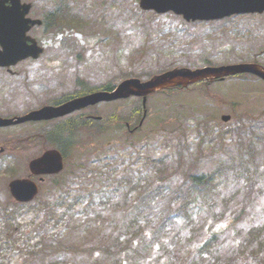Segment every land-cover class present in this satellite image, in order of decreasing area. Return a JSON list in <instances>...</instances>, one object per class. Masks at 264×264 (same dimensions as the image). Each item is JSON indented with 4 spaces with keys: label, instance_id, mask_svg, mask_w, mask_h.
<instances>
[{
    "label": "rangeland",
    "instance_id": "obj_1",
    "mask_svg": "<svg viewBox=\"0 0 264 264\" xmlns=\"http://www.w3.org/2000/svg\"><path fill=\"white\" fill-rule=\"evenodd\" d=\"M66 1L33 0L32 16L43 19L44 25L33 28L30 34L39 38L44 52L38 59L23 60L12 67L15 74L0 69V99H7L0 105L1 111L29 110L53 99L61 102L93 87L107 83L115 86L135 74L146 79L149 72L169 66L194 69L254 60L264 64V14L188 22L172 11L144 10L139 0H71V12L77 18L64 19L65 9L61 15H55L54 9ZM13 78L16 81L8 86ZM24 78L32 85L37 82L36 88L24 86ZM39 82H45L43 90ZM138 106L142 100L133 96L73 112L70 116H102V129L96 133L94 128L84 127L83 136L76 138L77 132H73L74 141L80 145L70 151L64 171L57 176L66 181L63 189H56L53 180L40 184L38 197L21 207L14 203L9 182L26 176L29 160L46 147L39 131L42 125L0 129V146L6 148L0 155V264H115L118 257L133 253L128 247L121 252L116 246L123 244L116 237L131 224L132 206L137 200L135 194L128 198L113 191L110 197L104 194L101 189L108 182L116 185L120 176L134 175V181L145 186L138 187L137 192L145 190L148 198L158 194V186L165 182L178 188L184 178L189 181L183 185L185 191L194 180L189 179L194 172L217 169L224 174L229 153L234 157L230 163L247 165V176L242 173L236 177L228 171L229 177H222L209 191L206 202L198 198L194 220L201 223L199 232L191 221L178 219L177 211L167 210L166 192L139 206L148 233L158 225L152 220L165 217L171 218L178 235L169 234L161 249L153 253L141 257L133 253L132 260L136 264H190L197 260L199 246L209 240L218 241L225 258L239 254L238 259L232 258L237 263L228 264L245 261L246 257L241 261L240 250L232 249L239 244H246L248 264L264 258L263 248L251 255L250 249L256 250L258 245H247L251 231L264 223V81L248 76L228 78L159 93L148 98L144 120L143 109ZM223 114L232 115V119L222 121ZM63 121L60 117L51 122L56 126ZM141 121L133 133L126 126L130 122L134 128ZM98 124L94 123L99 129ZM60 137L54 136L53 141L60 142ZM245 153L249 157L241 156ZM254 154L259 169L252 159ZM149 157H163L168 166L152 163V168ZM109 163L110 167L104 165ZM59 192H67L66 202L76 194L82 205L77 203L63 219L47 223L49 207L45 203L54 202ZM173 203L178 205V200ZM57 209L62 213L66 204ZM6 210L17 212L10 221L13 226L5 220ZM215 231L218 234L212 238ZM263 236L259 235L258 242L264 246ZM106 245L113 253L102 250ZM172 250L178 252V259L169 253Z\"/></svg>",
    "mask_w": 264,
    "mask_h": 264
},
{
    "label": "water",
    "instance_id": "obj_2",
    "mask_svg": "<svg viewBox=\"0 0 264 264\" xmlns=\"http://www.w3.org/2000/svg\"><path fill=\"white\" fill-rule=\"evenodd\" d=\"M145 8L155 7L159 11L168 9L183 13L187 19L215 18L229 15L236 12L264 11V0H142ZM166 3V4H165ZM24 11H19L17 7H10L0 0V42L4 50L0 51V63H14L23 56H26V31L29 29V20L24 16L29 6H23ZM34 23V21L32 22ZM9 58V62H3L2 58ZM241 72H252L264 78L263 68L255 63H241L224 65L218 67L207 66L199 69L180 68L174 69L162 75H157L147 82L140 79L131 78L121 82L113 91H99L92 94L75 98L63 105L54 108L46 107L39 111L28 114L18 120L0 118V125H8L14 122H21L27 119L50 118L58 115L70 113L76 109L94 104L102 100H113L130 95H142L144 102L147 95L156 90L171 85L187 86L189 83L203 79H214ZM45 111H48L45 112ZM225 120L229 116H223ZM62 156L59 152L51 150L46 152L41 158L31 162L33 169H44L47 171H58L62 167ZM13 195L18 200H29L37 193V187L25 179H16L10 183Z\"/></svg>",
    "mask_w": 264,
    "mask_h": 264
},
{
    "label": "trees",
    "instance_id": "obj_3",
    "mask_svg": "<svg viewBox=\"0 0 264 264\" xmlns=\"http://www.w3.org/2000/svg\"><path fill=\"white\" fill-rule=\"evenodd\" d=\"M58 12L62 11V9L57 10ZM138 75V74H135ZM112 83H107L104 84L102 86L99 87H93V89H112L114 88V86L110 85ZM137 108H140V106H138ZM117 121L120 122L119 119H116ZM123 122V121H121ZM124 123V122H123ZM99 129H97V131H100L102 129V125L103 122H99ZM252 158V157H251ZM256 155L254 154V157L252 159H254L253 161L255 162V164L257 165V160L255 159ZM150 161L149 164L151 166L152 163H154L155 165L157 164V166H164V168H166V161L163 157L161 158H157L155 159L154 157H149ZM194 163V162H193ZM110 164H106L110 167ZM224 166V171L227 170L230 173L232 172H236L237 170V166H235L233 163H230V161L225 162ZM152 167V166H151ZM258 168V166H257ZM104 169H108L109 171H113L114 169H109V168H104ZM103 171V170H102ZM105 171V170H104ZM212 172H209L208 174H194V176H191V179H194L192 181V184L187 188L186 191L183 190H179L178 188L176 189H171L168 186V189L170 190V192L168 193V201H167V210L168 209H172L173 211H177L178 212V219L181 217H185L187 219H189V221H191L190 225H196L198 228L195 229V232H199L202 228L201 227V223H196V219L194 220V211H195V204L198 200V198L201 196L204 200V202L207 201L206 197L208 195V192H204L205 190L208 189V187L213 184V175H215V173L211 174ZM223 175V174H221ZM229 175V174H228ZM143 176V175H142ZM236 177H241L242 174H237L235 175ZM135 176H130V174H124L123 176H121L119 179H117V181L115 182L116 185L112 184L111 182L107 183L106 186L103 188L105 193H111L112 191L116 194H120L121 197H130L131 192L133 191L134 188H136L133 183H134V178ZM138 186H143V183L141 182H137ZM184 185V184H183ZM134 187V188H133ZM145 187V186H143ZM160 190L164 191V188H159ZM168 190V191H169ZM178 193V196L175 195V193ZM183 194V195H180ZM136 199L138 201V205L134 204L133 207V214H132V222L131 224H127L126 227L121 231L120 235L118 237H116V241L119 244H123V246H116L119 247L118 249H120V251H125L126 248H131L132 252L138 257H141L143 254V251L147 254L153 253L154 250H160L161 246H163L165 244V240L167 239V236L169 234H176V226L173 224V222L171 221V218L167 219L165 217H162L161 219H155L152 220L151 222H155L157 225V227L155 228V230H150V233L148 234L147 229L145 227V224H143L142 218H144V216H142L141 212L143 210L139 209V206H143L144 203H146V199H145V190L143 192L139 191L136 194ZM109 196V195H108ZM174 200H178V205H173L172 203L174 202ZM62 203V201L60 202ZM176 206V207H173ZM213 208V207H212ZM166 210V211H167ZM208 232L207 234L210 232L209 229H207ZM181 233V232H178ZM206 233V230H205ZM213 237L215 238L217 236V232L215 231V233H212ZM178 235V234H176ZM193 237V236H191ZM190 237V238H191ZM211 238V239H212ZM252 238L254 241H257L256 238V233L252 234ZM188 240H190L188 238ZM141 244H138L140 243ZM139 246H138V245ZM218 241L216 240H209L206 243H202L199 246V250H198V255H204V253L207 250H210L214 253V255H217V257H215L216 259H220L219 257L221 256V248L219 247ZM137 245V246H135ZM158 247V248H157ZM238 247V246H237ZM160 248V249H159ZM239 248V247H238ZM238 248L232 247V249L234 251H237ZM213 249V250H212ZM241 250L243 249V245L240 248ZM102 250L105 253H113L112 251V247L110 245H106L102 248ZM153 251V252H152ZM205 251V252H204ZM133 253H131L129 256H124L125 259H121V257H118L115 261V264H123V263H130V264H136L133 259ZM229 255V258H227L228 256H226V259L223 260V262H221L219 264H228L230 263L232 260V258L234 259H238L237 255ZM130 257V258H129ZM204 257V256H203ZM131 259V261H130ZM202 259L200 258L197 260V262L195 264H201L202 263ZM204 259H206L204 257ZM217 260L213 261L210 260L208 261L206 264H218L216 262Z\"/></svg>",
    "mask_w": 264,
    "mask_h": 264
},
{
    "label": "flooded vegetation",
    "instance_id": "obj_4",
    "mask_svg": "<svg viewBox=\"0 0 264 264\" xmlns=\"http://www.w3.org/2000/svg\"><path fill=\"white\" fill-rule=\"evenodd\" d=\"M28 112V111H27ZM27 112H21V113H12V114H9L8 115V117H11V116H15V115H22V114H24V113H27ZM7 116V115H6ZM52 120H41V121H29V122H25V123H22V124H43V126L40 128V130H41V132L43 133V134H46V130L47 131H49V129H52L53 127H51V128H49V126L51 125V124H54V123H52L51 122Z\"/></svg>",
    "mask_w": 264,
    "mask_h": 264
}]
</instances>
